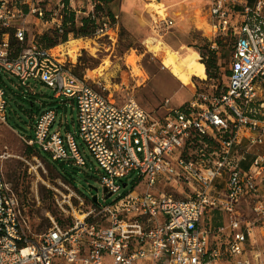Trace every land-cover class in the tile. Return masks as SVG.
Returning <instances> with one entry per match:
<instances>
[{"label":"built area","instance_id":"2783aa9c","mask_svg":"<svg viewBox=\"0 0 264 264\" xmlns=\"http://www.w3.org/2000/svg\"><path fill=\"white\" fill-rule=\"evenodd\" d=\"M159 11L149 13L157 36L175 26ZM209 11L214 33L233 39L228 84L157 119L133 96L119 100L106 85L100 91L74 75L62 52L36 40L12 51V35L27 41L31 15L68 41V27L88 20L95 37L115 46L121 16L108 0H0V77L9 73L25 85L35 78L77 109L74 130H52L58 110L47 108L22 138L76 165L87 164L89 151L111 194L138 173L115 201L92 200L68 227L54 223L35 234L6 179L9 153L0 147V264H264V150L252 153L264 143V0H210ZM7 105L0 84V123H8ZM161 184L180 185L184 196ZM214 213L226 223H208Z\"/></svg>","mask_w":264,"mask_h":264},{"label":"rangeland","instance_id":"374dc122","mask_svg":"<svg viewBox=\"0 0 264 264\" xmlns=\"http://www.w3.org/2000/svg\"><path fill=\"white\" fill-rule=\"evenodd\" d=\"M108 1L109 7L121 16L119 40L115 46L109 45L103 38L95 37L94 33L81 36L78 33L81 26L76 22L68 27V30L74 31L70 40H89L93 48L80 47L74 54H70L69 43H65L68 38L61 39L54 25H44L36 15H31L27 23V41L21 45L14 37L11 38L13 53L29 47L33 40L43 44L40 36L47 33L57 42L55 46H60L61 59H66L65 54L67 55L66 67L74 75L87 77L89 83L100 91L106 85L119 100L126 99L128 95L133 96L157 119L162 118L169 107H184L196 98L203 100L202 96L209 99L227 86L233 39L229 35L214 33L210 25V0ZM152 1H162V4L153 10L154 5L147 6ZM55 3L56 0H52V4ZM158 11L164 14L167 11L175 18V26L161 36L155 35L150 27L149 13ZM81 17L83 14H78L77 19L80 20ZM197 23L208 27L207 30ZM88 29L91 30L89 27ZM147 40L173 50L182 48L180 53L184 55L190 50L198 51L200 60L206 66V78L194 76L193 84L188 86L175 81L163 67L161 57L150 51ZM210 51H215L217 69L207 68L206 61L210 62L211 59ZM52 52L55 54L54 50ZM131 56L139 59L137 66L146 72L145 77L137 76L134 67L128 63ZM105 61L110 66L101 72L99 68ZM79 63L80 67L74 71ZM2 78L8 100V123H0V147L9 153L4 169L6 179L32 232L39 234L54 223L68 227L75 216L80 217L89 209L95 195H98L99 202L111 203L132 188L138 173L122 179V188L108 196L110 193L105 191L100 180L103 170L97 169L99 166L88 150L85 155L86 165L63 161L66 163L67 174L60 164L62 161L54 160L48 152L27 144L22 136L27 138L32 132L35 121V117L32 118L30 114L32 111L37 113L47 108L58 110L57 121L52 130L58 129L62 124L61 130L65 132L77 127V109L71 99L65 105L62 99L54 97L52 88L35 78L29 79L28 85L22 84L9 73H3ZM125 181L128 182L126 186L123 185ZM144 187V183L135 186L138 191H142ZM160 189L177 197L184 196L181 194L183 189L178 184H161ZM258 246L264 247V237L259 236Z\"/></svg>","mask_w":264,"mask_h":264},{"label":"bare ground","instance_id":"6f19581e","mask_svg":"<svg viewBox=\"0 0 264 264\" xmlns=\"http://www.w3.org/2000/svg\"><path fill=\"white\" fill-rule=\"evenodd\" d=\"M162 4V1H152L151 3H148L147 6H153L152 9L155 10L154 7H160ZM199 27H205V25H200L197 23ZM206 30L208 27H205ZM149 43V49L150 51L154 52L155 55L161 57V62L163 64V67L167 69L173 79L177 82H181L184 86H188L193 84V77L197 76L200 78L205 79L206 78V66L205 63L200 60V55L198 51L196 50H190L187 54H181L180 51L182 50H173L169 47L159 46L158 44H152L150 40H147ZM69 48L68 52L70 54H74L80 47H92V42L89 40H83V39H73L68 41ZM55 54H59L61 51L60 46H56L53 48ZM138 58L135 57H129L128 63L134 67V71H136L137 76H144L146 75V72L142 69H139L137 66ZM110 66L109 63L106 61L102 66H100V71H104L108 69Z\"/></svg>","mask_w":264,"mask_h":264},{"label":"trees","instance_id":"16d2710c","mask_svg":"<svg viewBox=\"0 0 264 264\" xmlns=\"http://www.w3.org/2000/svg\"><path fill=\"white\" fill-rule=\"evenodd\" d=\"M86 24H88V20H85V26H81V28L78 31V33H80L81 36L82 35H88L89 33H91V34L94 33V29H91V30L88 29V26ZM12 39H13V35H12ZM40 41L43 43L42 45L46 46L47 48H52L55 45H57V42L52 40L47 33H45L42 36H40ZM11 44H13V40L11 41ZM20 51H21V49L17 53H19ZM17 53H15V54H17ZM210 56H211L210 62L206 61L207 68L208 69H210V68L217 69L218 68L217 67V57L215 55V51H210ZM95 63H97V62H95ZM79 67H80V63L75 66L74 71L77 70ZM210 76H212V75H210ZM0 84L5 86L4 80H3L2 77H0ZM5 88H6V86H5ZM62 102H65V101H62ZM64 104L66 105V102ZM30 114H31V117L34 118L38 114V112L34 113V111H32ZM60 164H61L63 169L64 168L66 169V166H65L66 163L65 162L62 161ZM60 170H61V168H60ZM66 173L68 174L67 169H66Z\"/></svg>","mask_w":264,"mask_h":264},{"label":"crops","instance_id":"0c3cea01","mask_svg":"<svg viewBox=\"0 0 264 264\" xmlns=\"http://www.w3.org/2000/svg\"><path fill=\"white\" fill-rule=\"evenodd\" d=\"M51 49L53 50V48H51ZM65 57H66V59L68 58L67 55H65ZM78 57H79V54H78ZM65 102L67 104V101H65ZM65 102H63V103H65ZM263 150H264V143L261 144V145H258L256 147H254L253 150H252V153L259 152V151H263ZM207 222L208 223H211L213 226H217V225H221L223 223H226V219H225L224 216H221V215H219L217 213H214L212 216H210V217L207 218Z\"/></svg>","mask_w":264,"mask_h":264},{"label":"water","instance_id":"95a60500","mask_svg":"<svg viewBox=\"0 0 264 264\" xmlns=\"http://www.w3.org/2000/svg\"><path fill=\"white\" fill-rule=\"evenodd\" d=\"M123 185L126 186V183H123ZM105 191H106V189H105ZM109 195H111V193L108 194V196H109ZM93 201H94V203H97V202H98V195H95V196L93 197Z\"/></svg>","mask_w":264,"mask_h":264}]
</instances>
